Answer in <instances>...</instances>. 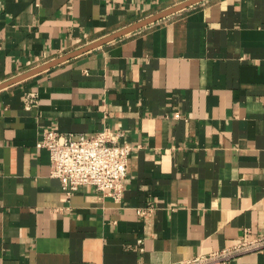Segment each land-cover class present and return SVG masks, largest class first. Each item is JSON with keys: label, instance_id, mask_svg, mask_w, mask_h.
<instances>
[{"label": "crops", "instance_id": "0c3cea01", "mask_svg": "<svg viewBox=\"0 0 264 264\" xmlns=\"http://www.w3.org/2000/svg\"><path fill=\"white\" fill-rule=\"evenodd\" d=\"M182 1L0 0V83ZM103 128L131 146L121 197L66 198L36 143ZM262 235L264 0L201 1L0 89V264H175Z\"/></svg>", "mask_w": 264, "mask_h": 264}, {"label": "built area", "instance_id": "2783aa9c", "mask_svg": "<svg viewBox=\"0 0 264 264\" xmlns=\"http://www.w3.org/2000/svg\"><path fill=\"white\" fill-rule=\"evenodd\" d=\"M35 99V93H27L24 97L25 107L32 106ZM120 134L110 128H103L89 135L45 131L36 147L48 151L50 176L58 179L66 198L78 187L89 185L119 199L131 151L128 143L118 141ZM137 212L143 216L150 215V209L137 208ZM262 247L264 235L175 264H225L234 256Z\"/></svg>", "mask_w": 264, "mask_h": 264}, {"label": "water", "instance_id": "95a60500", "mask_svg": "<svg viewBox=\"0 0 264 264\" xmlns=\"http://www.w3.org/2000/svg\"><path fill=\"white\" fill-rule=\"evenodd\" d=\"M201 1H204V0H184V1L180 2V3H178V4H175V5L171 6V7L163 9V10H161L159 12H156V13H154L152 15H149V16H147V17H145V18H143V19H141L139 21H136L135 23H133V24L127 26V27H124V28H122V29H120V30H118V31H116L114 33H111L108 36H105V37H103L101 39L93 41V42H91V43H89L87 45H84V46L74 50V51H71V52H68V53H66L64 55L56 57V58L52 59L51 61H48V62H46V63H44V64H42V65H40V66H38V67H36L34 69H31V70H29V71H27L25 73H22V74L14 77L12 79L4 81V82L0 83V89L5 87V86H7V85H10V84H12L14 82L22 80V79H24V78H26V77H28L30 75H33V74H35L37 72H40V71H42L44 69L50 68L52 66H55V65L65 61V60L73 58V57H75V56H77V55H79L81 53H84V52H86L88 50H91V49H93V48H95L97 46H100V45L105 44V43H107L109 41H112V40L117 39V38H119L121 36H124V35H126L128 33H131L133 31H136V30L140 29V28H143V27H145L147 25L155 23V22H157V21H159V20H161V19H163V18H165V17H167V16H169L171 14H174V13H176V12H178V11L184 9V8H187V7L191 6V5L199 3Z\"/></svg>", "mask_w": 264, "mask_h": 264}]
</instances>
